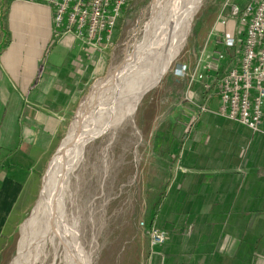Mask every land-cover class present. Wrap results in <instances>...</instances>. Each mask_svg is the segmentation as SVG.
I'll return each instance as SVG.
<instances>
[{
	"label": "crops",
	"instance_id": "obj_1",
	"mask_svg": "<svg viewBox=\"0 0 264 264\" xmlns=\"http://www.w3.org/2000/svg\"><path fill=\"white\" fill-rule=\"evenodd\" d=\"M223 16L233 26L238 20L231 9ZM66 23L59 26L45 2L0 0V46L5 34L10 39L0 53L2 230L16 206L27 201L25 213L33 204L29 194L60 147L67 113L100 71L105 48L68 32ZM217 98L207 112L196 107L195 126L182 132L183 160H164L165 191L150 220L171 237L148 264H264V138L218 116Z\"/></svg>",
	"mask_w": 264,
	"mask_h": 264
},
{
	"label": "rangeland",
	"instance_id": "obj_2",
	"mask_svg": "<svg viewBox=\"0 0 264 264\" xmlns=\"http://www.w3.org/2000/svg\"><path fill=\"white\" fill-rule=\"evenodd\" d=\"M199 1L202 6L191 21L186 43L165 75L140 95L132 115L119 120L113 127L103 129L86 144L82 162L76 163L59 190L57 202L62 200L66 204L69 226L75 227L82 240L83 253L89 258L86 264L149 263L153 251L142 223H151V212L155 213L160 208V198L165 191V183H161L166 173L164 160H183L186 150L182 148V132L187 130L183 133L187 136L195 126V104L201 101L202 85L208 81L205 78L203 83L196 84L190 92L191 101H188L187 81L176 77L174 70L181 64L193 67L200 56L212 54L215 48L223 50L219 38L213 33L215 24L222 12L235 5L241 9L246 5V0ZM155 4V0H128L120 11L113 38L103 46L99 74L90 80L77 104L66 115L58 151L74 130L83 132L91 126L90 112L95 110L101 99L96 87L101 82L109 83L115 76L125 74L120 72L135 49L154 41ZM214 76L211 81H214ZM133 80L136 78L130 77L126 84ZM213 100L218 98L215 96ZM69 156L71 160V154ZM53 162L54 157L37 177L36 193L31 195V189L29 194V199L36 198L28 211L22 213L27 201L20 207L16 206L7 227L0 229V264L15 263L22 226L34 214L42 197L44 177ZM157 184L161 186L160 191ZM23 197L28 198L26 194ZM18 216H21L20 220H16ZM155 224L165 230L158 222ZM52 252L50 248L46 264H63L62 247L58 248L59 258L54 259Z\"/></svg>",
	"mask_w": 264,
	"mask_h": 264
},
{
	"label": "bare ground",
	"instance_id": "obj_3",
	"mask_svg": "<svg viewBox=\"0 0 264 264\" xmlns=\"http://www.w3.org/2000/svg\"><path fill=\"white\" fill-rule=\"evenodd\" d=\"M155 1L154 41L135 49L120 72L125 74L115 76L109 83L101 82L96 87L101 99L95 110L90 112L89 122L92 124L86 125L83 132L74 130L61 147L60 155L54 159L34 214L22 226L17 259L12 264H46L50 248L54 259L59 258V246L62 247L63 264L87 263L89 258L83 253L82 240L75 227L69 226L66 204L62 200L57 202L59 190L76 163L82 162L86 144L103 129L113 127L119 120L132 115L140 95L165 75L168 66L183 49L191 21L202 6L199 0ZM155 65L157 67L151 71ZM130 77L136 80L127 85ZM69 154L71 160L68 159Z\"/></svg>",
	"mask_w": 264,
	"mask_h": 264
},
{
	"label": "built area",
	"instance_id": "obj_4",
	"mask_svg": "<svg viewBox=\"0 0 264 264\" xmlns=\"http://www.w3.org/2000/svg\"><path fill=\"white\" fill-rule=\"evenodd\" d=\"M38 1L56 9L59 26L65 23L67 17L66 30L96 48L111 42L117 18L128 2ZM231 15L238 19L234 27H230L231 21L225 19L222 12L214 28L223 50L215 49L212 54H203L193 67L178 65L174 74L187 81L188 101H191L189 96L195 85L203 83L205 78L211 80L214 74L213 85H204L207 90L205 103L195 104L198 111H209L213 98L217 96L220 100L218 116L264 138V0H246L242 9L237 5L232 6ZM197 120L198 115L193 116V123ZM142 227L148 234L151 251L169 242V232L156 226L155 220L142 223Z\"/></svg>",
	"mask_w": 264,
	"mask_h": 264
},
{
	"label": "trees",
	"instance_id": "obj_5",
	"mask_svg": "<svg viewBox=\"0 0 264 264\" xmlns=\"http://www.w3.org/2000/svg\"><path fill=\"white\" fill-rule=\"evenodd\" d=\"M6 13H7V11L4 14H6ZM4 18H5V15H3V19ZM9 45H10L9 35L5 34L4 41H3V43L0 46V53H3L9 47ZM50 48H52V45H51ZM149 222H153V220H150Z\"/></svg>",
	"mask_w": 264,
	"mask_h": 264
},
{
	"label": "water",
	"instance_id": "obj_6",
	"mask_svg": "<svg viewBox=\"0 0 264 264\" xmlns=\"http://www.w3.org/2000/svg\"><path fill=\"white\" fill-rule=\"evenodd\" d=\"M60 151H58L55 155H54V159L55 158H57L59 155H60ZM49 172H50V169H49V171H47V174L45 175V177H44V183H43V185H45V182H46V180H47V178H48V176H49ZM42 194H43V190H42Z\"/></svg>",
	"mask_w": 264,
	"mask_h": 264
}]
</instances>
